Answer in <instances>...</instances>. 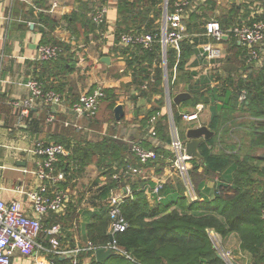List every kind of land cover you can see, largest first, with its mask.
<instances>
[{
  "label": "crops",
  "instance_id": "obj_1",
  "mask_svg": "<svg viewBox=\"0 0 264 264\" xmlns=\"http://www.w3.org/2000/svg\"><path fill=\"white\" fill-rule=\"evenodd\" d=\"M55 2L56 6H54ZM237 2L240 6L249 3L248 0H237ZM101 4L109 6L104 32L98 31L91 17L93 8ZM162 4L158 5L161 7V12ZM121 5L120 0H0V198L6 202L21 200L24 211L31 213L30 202L26 195L19 191L35 188L37 185L35 157L31 150L38 140H44L47 143L58 142L68 149L69 153L60 159L59 169H62L61 164L68 162L85 149L94 151L89 159L86 157L84 160L87 163L83 175L69 176L66 172L67 178L60 184L61 187L71 190L72 199L68 208L62 213H50L43 219L46 228L54 224L61 225L62 247L87 244L90 240L87 236V225L94 214L99 213L107 204L112 190L125 192L126 186L132 187L133 190L134 186L140 188L143 186L146 196L154 205L156 203L150 198L149 190L159 179L167 181L168 193L164 195V200L173 192L180 191L181 188V182L172 172L167 158L164 161H158L159 166L146 170L144 175L133 174L129 179L119 176L123 172L120 168L121 170L113 172V175H118L119 183L108 187L111 179L105 172L108 168L107 164H110L108 162L110 157L103 160L105 156H101L103 154L101 150L104 149H98L97 144L102 143L106 138L110 141L109 143H112L114 139L129 144L130 147V143L137 140L133 139L137 134H140L139 136L143 139L148 137V133L152 134L149 130V120L148 125L144 122L151 110V105L147 104V100L145 101L144 97L139 96L134 90V86L138 88V85L134 80L135 71L130 68L128 62L138 53V49H121V51L117 45L119 33L132 30L130 28L133 27L132 17L121 12ZM260 7L264 8V2ZM241 10L247 12L244 6ZM153 16L154 11H151V17ZM158 22L160 18L156 20L157 24ZM142 28L146 29L145 26ZM53 40L64 44L66 49L61 54L62 58L60 56L57 61L48 63L37 61L39 45L54 43ZM118 51H121V54H117ZM104 57H110V62H104ZM153 65L155 68L156 64ZM218 65L219 63L216 67ZM161 66L164 74L163 59ZM206 67L207 64L204 61L200 62L198 55L194 52L186 68L198 73V76L205 72ZM172 69L173 67L171 68L173 75ZM32 77L41 78L46 87L57 89L64 101L62 105L55 107L37 103L31 111L30 119L22 120L10 102L29 95L30 90L25 84ZM99 86L112 92L115 90L118 94L115 105H111L110 101H103L93 118H77L71 109L72 102L81 94L92 92ZM183 91L172 93L171 90V94L175 96ZM185 91H188L187 88ZM164 95L166 97V88ZM119 104L125 111L123 120H117L115 116V108ZM106 108H111L113 112L111 125L113 139L106 137L109 131L107 114L103 117ZM195 108L192 105H181L180 113L191 112ZM204 110H208L209 113L205 112L202 122L200 119L198 124L210 128L212 117L210 106L206 105ZM50 113L56 114L57 119L54 123L47 122ZM238 114L241 115L235 116L236 119H234L240 120L238 124H233L234 121L226 124L231 132L246 135L250 129V122L256 119L240 110L233 115ZM68 122L69 125H67ZM188 125L189 129L195 126L191 123ZM150 140L154 147H165L171 154L169 141L164 142L158 137ZM258 149H264V147ZM127 157L130 162L136 163L137 158L133 153H129ZM72 164L73 167L78 168L81 159L72 160ZM104 167H107L106 170ZM89 168L93 169L94 178L85 176ZM113 169L116 170L117 166ZM194 182L200 198L201 193L206 192L208 188L207 193L212 195L217 181H205L204 187L199 185L200 190L195 179ZM234 236L228 237L227 240ZM38 242L49 246V236H40ZM238 246L241 252L249 255L242 250L240 241ZM64 260L62 257L39 250L34 258H24L16 252L11 264H39Z\"/></svg>",
  "mask_w": 264,
  "mask_h": 264
},
{
  "label": "trees",
  "instance_id": "obj_2",
  "mask_svg": "<svg viewBox=\"0 0 264 264\" xmlns=\"http://www.w3.org/2000/svg\"><path fill=\"white\" fill-rule=\"evenodd\" d=\"M120 1L121 12L132 17L133 27L130 29L137 30L145 26L148 32L159 33V24L156 20L162 15L161 7L158 5L162 4L163 0ZM207 5L213 8L216 2L207 0L203 5L199 2L198 7L187 20V32L191 36L182 42V56L175 84L185 83L187 90L192 94V98L183 102L182 106L198 104L210 106L212 117L209 126L215 135L202 145L201 153L204 160L194 159L193 171H198L202 167L206 173L218 175L214 191L209 195L208 188L206 192L201 193L199 199L191 201L186 197L185 188L181 183L180 191H175L167 199L165 198L163 201L166 204L163 206L164 202L162 205L151 204L143 186L142 188L134 186L133 198L126 199L122 204V212L129 226L126 231L116 235L118 246L133 260L116 253L104 263H99L95 257H92L88 264H228L218 256L210 231H215L223 239L237 235L242 250L251 256L252 264H264V222L261 218L264 209V153L254 154L258 148L264 147V60L261 64L248 63L247 48L232 41L226 57V61L230 62L220 64L213 73L199 74V77L195 78L198 73L191 72L186 67L196 47L206 41L203 36L204 24L210 18L207 14ZM243 6L248 13L241 10ZM243 6L234 0L226 13L217 16L218 20L226 28L244 17L247 18L251 15L250 5L246 3ZM151 11H154L153 17ZM53 41L61 44L63 51L66 49L63 43ZM137 49L138 53L128 62L130 68L135 71L134 80L141 95L148 99H153L155 95L161 96L145 117V125H148L147 121L161 112L155 124V135L148 133L144 144L147 148H155L161 157L147 165H143L138 159L136 163H132L127 157L131 153L129 144L114 139L109 143L108 139H103L102 143L97 144V148L104 149L101 150L103 153L101 156H105L103 160L110 157L108 160L110 164H107L108 168L105 172L111 179L108 187L119 183V180L113 179L112 175L113 172L121 170L120 168L123 172L119 176L129 179L133 173H125L128 165L149 170L159 166L157 162L164 161L170 155L165 147H154L150 140L158 137L164 142L169 141L168 117L162 114L161 110L164 105L161 101L164 98L161 44L156 42L151 50L142 47ZM168 52V68L171 70L176 62L177 52L174 48H170ZM233 60H238L239 65ZM222 61L219 60L217 63ZM153 64H156L155 68ZM152 73L154 82L150 81ZM145 82H149L146 90L142 88ZM244 91L247 93V99L240 102L239 97ZM117 95L115 90L112 92L105 89L104 101H110L111 105H115ZM181 105L173 103V114L178 124L182 123ZM239 110L256 119L250 122L246 138L243 136L240 143L226 144V150L221 153L215 152L216 135L224 123L235 121L236 118L229 115ZM226 134H232L230 128L226 130ZM93 153V150L85 149L60 167L69 176L83 175L87 163L84 160L86 157L89 159ZM76 158L81 159L79 169L72 166V160ZM114 166H117L116 170L113 169ZM197 185L200 190L199 185L204 187L205 183L201 182ZM103 191L105 192V189ZM166 193H168L167 187L163 191L164 195ZM110 224L111 217L106 204L88 223V238L98 247L108 244L111 234ZM87 255L90 256L91 253Z\"/></svg>",
  "mask_w": 264,
  "mask_h": 264
},
{
  "label": "built area",
  "instance_id": "obj_3",
  "mask_svg": "<svg viewBox=\"0 0 264 264\" xmlns=\"http://www.w3.org/2000/svg\"><path fill=\"white\" fill-rule=\"evenodd\" d=\"M207 0H164L162 4V18L159 25V33L148 32L145 28L132 29L121 32L118 35L119 50L133 49L142 47L151 50L156 42L161 44L163 66L165 71L164 81L166 88V99L169 103L168 117V134L169 146L171 154L167 157L170 162L172 172L177 175L180 182L185 188V195L191 201L199 199V193L194 182L192 172L194 168V158L186 152L187 139L181 136L179 124L176 123L173 114V96L171 94L170 84H175L178 78V65L182 56V42L191 35L187 32V20L190 14L198 7V3H204ZM250 5V13L247 18L240 19L237 23L230 27H224L217 17L209 18L204 24L205 32L203 36L206 41L198 45L196 48L201 50L204 57L203 61L207 64L204 73L214 72L219 60L226 57V47H231L234 41L239 45H243L248 50V63L261 64L264 60V8L260 7L264 0H248ZM56 2L54 6H56ZM92 21L98 28L103 31L109 6L105 4L98 5L92 10ZM104 32V31H103ZM198 36V34H194ZM170 48L176 50V62L173 66L172 79L168 70V51ZM121 50V51H122ZM118 51L117 54H121ZM63 53V47L57 43L41 44L38 47L39 62H51L60 58ZM199 75L196 77L198 78ZM151 82L155 81L154 75L151 74ZM30 93L24 98L11 100L10 104L16 110L22 120H29L32 109L41 103L47 106L55 107L62 105V94L53 89L46 88L44 83L37 77L29 78L25 84ZM149 82H145L143 89H148ZM215 85V82H213ZM105 98V89L102 86L97 87L92 92L81 94L71 104V109L77 118H93ZM247 99V93L244 91L239 97L240 102ZM195 110L191 112H181L182 122L191 123L195 126L198 124L200 114L204 110V104L195 106ZM161 116V112L149 119V130L155 135V124L157 118ZM57 117L55 113H50L47 122L54 123ZM70 123L68 122L67 125ZM131 152L143 165L158 160L161 155L157 150L147 148L144 139H138L130 143ZM35 157V174L37 185L35 188L28 190H20V193L26 195L30 202L31 213L25 212L21 200L15 199L6 202L0 198V264H11L12 258L16 252L20 253L24 258H34L37 251L42 250L48 254L62 257V262L49 261L39 264H88L92 257L96 256L99 248L111 249L115 253L125 255L126 258H133L121 249L116 242V235L127 230L129 223L122 212V204L128 198H133L134 190L130 186L125 187V192L113 191L107 199V206L111 217L110 235L115 240L103 246H96L91 240L86 245L77 247H62L61 244V225L54 224L50 228H46L43 219L50 213H62L68 208L71 202L72 193L69 188L61 187V183L67 178L64 170L58 168V164L62 156H66L69 151L61 143H47L44 140H38L31 150ZM133 173L144 175L146 170L144 167L135 168L128 165L125 173ZM113 179H118V175L114 174ZM166 179L156 181L154 187L149 190L150 198L156 204H162L164 200L163 191L166 188ZM261 218L264 222V209ZM212 233V234H211ZM42 235L49 236V246H44L38 239ZM213 243L218 250L224 255V259L228 264H247L238 261L231 251H220L218 249L220 235L215 231H210ZM91 253V255H87ZM86 256L85 258H83Z\"/></svg>",
  "mask_w": 264,
  "mask_h": 264
},
{
  "label": "rangeland",
  "instance_id": "obj_4",
  "mask_svg": "<svg viewBox=\"0 0 264 264\" xmlns=\"http://www.w3.org/2000/svg\"><path fill=\"white\" fill-rule=\"evenodd\" d=\"M216 2V6L214 5L213 6V8L211 7V6H208L207 5V14H208V16L211 18H215V17H220L221 15H223L224 13H226L228 10H229V8H230V6H232V3L234 2V0H216L215 1ZM205 3V2H204ZM204 3H202V5L204 4ZM161 18H162V15H161V17H160V22H161ZM160 22H158V24L160 25ZM207 22V21H206ZM229 47H226V49H227V53H226V57L228 56V49ZM226 57L224 58V59H222L223 61H222V63H219V67H220V64H225V62L228 64L230 61L229 60H227L226 61ZM232 57V56H231ZM233 61H235V60H233ZM235 63L236 64H238L239 65V62H238V60H236L235 61ZM201 70V69H200ZM169 75H170V77H171V79H172V73H171V70L169 71ZM132 76H134V75H132ZM165 76V71H164V74H163V77ZM163 86H162V88H163V90L165 91V87L166 86H164L165 85V81H164V83L162 84ZM171 86H170V88H171V90H172V93L174 92V91H179V90H186V88H187V86H186V84L185 83H182V84H180V85H178L177 86V84H175V87H174V85H172V83L170 84ZM134 90L136 91V92H138V94H139V96H142V95H140L141 94V92H140V89L139 88H137L136 86H134ZM183 91V92H184ZM144 97V99H145V101L147 102V104L148 103H150V105H151V107L150 108H153L154 106H155V101L157 100V99H160V97H159V95H155L154 97H153V99H148V98H146L145 96H143ZM174 97V96H173ZM120 99V98H119ZM161 101L164 103V105H163V107H162V114L164 113V114H167V112H169V103H168V100L166 99V97H165V95H164V98H163V100L161 99ZM105 103V102H104ZM104 105V104H103ZM146 106V105H145ZM110 109V110H109ZM106 108L105 109V113H103V117H105V114H107V123H108V127H109V131L107 132V136L106 137H109V138H111V139H113V127H111V125H112V123H113V112L111 111V108ZM205 109V108H204ZM209 113V111L208 110H203L202 112H201V114H200V119H201V122H202V116H203V114L204 113ZM239 115H241V114H238V115H229V117H231V116H233V117H235V116H239ZM239 121L240 120H235L234 122H232L233 124H238L239 123ZM225 122V121H224ZM188 123H184V122H182V123H180L179 124V129H180V131H181V136H182V138L184 139V140H186L187 139V132H188V130H189V128H188ZM229 127H228V124H223V127H222V129L219 131V133H218V135H216V144H215V147H214V151L215 152H219V153H221V152H223L224 151V149L226 150V144H234V143H240L242 140V137L243 136H245V138H246V136L247 135H242L241 133H236V132H232V134L231 135H229V134H226V130L228 129ZM140 134H137L136 136H134L135 138H133V139H141V138H139V137H142V136H139ZM104 136V135H103ZM139 136V137H138ZM227 136H229V137H227ZM264 153V149H257L255 152H254V154L255 155H262ZM131 154H132V152H131ZM107 168V167H106ZM106 168L104 167V170H106ZM93 176V177H90V178H94V172H93V169H90L89 168V170L87 171V173L85 174V176ZM151 175H152V173H151ZM193 177H194V179H195V181L198 183V182H211V181H217L218 180V175H216V174H208V173H206L205 172V170H204V168H200V169H198V171H196V170H194L193 171ZM88 181H92V180H88ZM177 183L179 182L178 180H175ZM165 204H166V202L164 201V203H163V206H165ZM162 205V204H161ZM162 206V207H163ZM212 234V233H211ZM238 244H239V239H238V236L237 235H235L234 237H231V238H229V240H227V239H222L221 237H219V243L217 244L218 246V249L220 250V251H224V250H226V251H231L232 252V254H233V256L238 260V261H242V262H245V263H247V264H252V261H251V256L250 255H247L246 253H244V252H241L240 251V249H239V246H238ZM125 256V255H124ZM116 259H114V261H115ZM111 263H113V260L111 261Z\"/></svg>",
  "mask_w": 264,
  "mask_h": 264
},
{
  "label": "water",
  "instance_id": "obj_5",
  "mask_svg": "<svg viewBox=\"0 0 264 264\" xmlns=\"http://www.w3.org/2000/svg\"><path fill=\"white\" fill-rule=\"evenodd\" d=\"M196 54L198 55L200 62H203V55L201 53V50L199 48L195 49ZM104 62L109 63L110 57H104ZM192 98V94L189 91H184L176 94L173 97V102L176 105H181L183 102L188 101ZM125 115V111L123 109V106L119 104L115 108V116L117 120H121ZM215 135V132L211 130L208 126L202 125L197 127H192L187 132V143H186V152L188 155H190L192 158L196 160H204L203 154L201 153V147L206 142L212 139ZM110 240L113 242L115 240V237L113 235H110ZM116 253L111 249H104L99 248L96 251V261L99 263H104L111 257H113ZM218 256L224 259V255L221 252H218ZM234 264H238L234 262Z\"/></svg>",
  "mask_w": 264,
  "mask_h": 264
}]
</instances>
